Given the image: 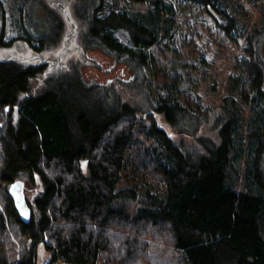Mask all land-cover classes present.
Wrapping results in <instances>:
<instances>
[{"label": "trees", "instance_id": "16d2710c", "mask_svg": "<svg viewBox=\"0 0 264 264\" xmlns=\"http://www.w3.org/2000/svg\"><path fill=\"white\" fill-rule=\"evenodd\" d=\"M121 1L23 0L11 37L0 0V264H40L41 248L46 264H264V0H182L241 50L206 112L185 63L159 68L173 4ZM95 50L134 72L130 103L84 82ZM18 180L29 223L10 196Z\"/></svg>", "mask_w": 264, "mask_h": 264}, {"label": "rangeland", "instance_id": "374dc122", "mask_svg": "<svg viewBox=\"0 0 264 264\" xmlns=\"http://www.w3.org/2000/svg\"><path fill=\"white\" fill-rule=\"evenodd\" d=\"M1 1L4 2L8 13V35L12 37L14 35L10 34L15 33L11 29L12 17L23 0ZM166 1L172 3L175 8V24L168 38L160 44L158 54L159 65L161 66L159 68L165 73L173 74L175 70L183 69L185 63V67L188 66L187 75L193 77L196 92L192 99L201 111L206 112L208 109L222 104L223 99L227 96L228 78L234 73L235 66L241 57V50L216 26L214 21L205 13L203 7L182 0ZM113 3L114 0H107L105 12H110ZM125 8L133 12H145L151 6L122 0L118 9L123 10ZM168 47H170V52ZM71 48L72 44L69 42L63 44L64 51ZM8 52L2 53L3 56L8 57L13 54L12 51ZM19 55L26 54L19 52ZM261 57L264 61V47ZM88 58L100 68L81 67L84 82L87 85L101 88L103 92L107 93L109 102L112 101V96L108 93L118 90L123 96V100L130 103L126 90H130L133 86L134 72L130 71L128 67L118 64L111 55L99 50L89 52ZM156 83L154 77H148L143 87L146 94L154 92L152 86H157ZM143 100L144 94L141 93L138 103L143 102ZM159 121L168 129L162 118H159ZM170 133L174 136L177 135L175 132L170 131ZM50 259L51 254L41 248L40 264H46Z\"/></svg>", "mask_w": 264, "mask_h": 264}, {"label": "water", "instance_id": "95a60500", "mask_svg": "<svg viewBox=\"0 0 264 264\" xmlns=\"http://www.w3.org/2000/svg\"><path fill=\"white\" fill-rule=\"evenodd\" d=\"M65 14L67 16V19L71 23L72 21L67 11H65ZM14 185H16L17 187L14 188L13 187ZM9 191H10V196L15 203V207L21 217V220L24 223H29L32 218V211L27 203L26 194H25V183L22 180H18L10 186Z\"/></svg>", "mask_w": 264, "mask_h": 264}, {"label": "snow or ice", "instance_id": "6c2138e0", "mask_svg": "<svg viewBox=\"0 0 264 264\" xmlns=\"http://www.w3.org/2000/svg\"><path fill=\"white\" fill-rule=\"evenodd\" d=\"M86 165H87V161H85V162L82 163V167H86ZM13 187L15 188V187H17V186L14 185Z\"/></svg>", "mask_w": 264, "mask_h": 264}]
</instances>
